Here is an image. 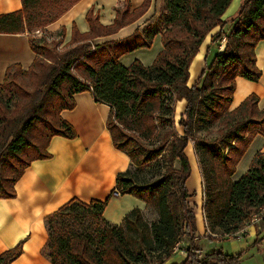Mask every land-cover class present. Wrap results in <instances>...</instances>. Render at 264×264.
Instances as JSON below:
<instances>
[{"label":"trees","instance_id":"1","mask_svg":"<svg viewBox=\"0 0 264 264\" xmlns=\"http://www.w3.org/2000/svg\"><path fill=\"white\" fill-rule=\"evenodd\" d=\"M78 1L24 0L18 11L0 15V32L17 34L47 27ZM126 1V7L116 8L112 25L101 22L94 7L90 8L88 32L74 23L72 46L52 58L46 40L30 36L32 49L39 54L34 64L28 69L15 64L8 68L0 85V197H15L16 183L26 168L52 157L49 146L55 135L77 137L73 124L61 113L75 109L78 92H92L97 101L111 105L108 127L114 146L133 161L131 169L118 175L111 193L138 195L148 206L156 202L161 217L149 225L144 210L136 207L117 225L104 217L109 197L90 203L73 197L46 219L52 263L140 264L146 259L144 253L152 249L163 253L166 261L186 235L191 243L182 264H235L245 250L228 254L221 249L203 259L193 254V241L199 235L198 201L188 187L192 167L186 148L190 140L195 141L207 227L228 235L244 228L264 206V154H258L241 179L235 181L232 175L251 142L259 133L264 135V109L257 94L233 110L231 104L236 78L257 81L263 75L256 48L264 40V0H243L238 14L226 19L223 16L232 0H163L162 10H155L159 12L156 20L143 31L137 28L128 38L96 44L94 40L111 37L140 19L153 3L144 0L133 8L131 0ZM217 26L212 43L225 38V49L208 57L200 78L189 85L192 61ZM158 33L163 36V49L154 63L147 65L139 58L131 66L122 63L121 55L150 47ZM77 66L88 78L75 72ZM25 74H36L33 88L20 82L19 76ZM180 99L188 106L177 120ZM218 122L220 136L212 141L198 137L200 128ZM136 230H141L139 242L132 235ZM260 241L258 237L253 243ZM23 249L19 243L4 251L0 264H14Z\"/></svg>","mask_w":264,"mask_h":264},{"label":"crops","instance_id":"2","mask_svg":"<svg viewBox=\"0 0 264 264\" xmlns=\"http://www.w3.org/2000/svg\"><path fill=\"white\" fill-rule=\"evenodd\" d=\"M24 0H0V15L5 12L18 11L23 7ZM115 3L122 5L123 0ZM144 0H131L132 7H140ZM153 0L152 6H156ZM243 0H232L227 8L223 19L236 16ZM106 3V4H105ZM110 5V6H111ZM100 11L101 22L113 24L116 11H111L106 0H79L69 11H66L57 21L50 23L51 28L60 32L62 27L66 28V38L72 40V31L78 23L81 31L88 32L90 24L86 19L88 10L92 7ZM111 13L107 14L105 7ZM152 6L149 8L151 11ZM149 11L147 13H149ZM156 17L151 19L150 14H144L129 26L122 27L111 39L128 38L136 28L141 31L148 25L153 24ZM215 27L209 36L204 39L199 53L193 59L190 67L189 85L196 83L200 73L206 66L207 58L213 57L216 50H220V43H212V36L219 30ZM162 34L158 33L154 38L157 43L156 52H148V47L136 48L131 55L123 54L120 57L122 63L131 66V63L139 58L144 64L154 63L158 53L163 49ZM99 38L98 40L108 39ZM28 31L17 34L0 32V85L4 84L8 68L12 65H22L24 69L30 68L39 55L32 49ZM102 42V41H100ZM224 46L226 43H222ZM151 45V46H153ZM150 46V47H151ZM256 48L257 64L262 69V76L257 81L247 77L236 78V89L234 92L231 109L238 108L249 95L259 96V107L264 109V40L262 39ZM223 50V49H222ZM92 92H78L75 96V109H64L61 115L73 124L76 130V138H68L55 135L50 143L49 151L52 157L49 159H38L25 170L21 180L16 183L17 193L15 197L6 199L0 197V254L11 250L19 243L22 244L23 252L15 260L14 264H53L48 255L47 244L49 241L46 219L73 197L90 203L94 199L106 200L108 205L104 211L107 220L120 225L126 218V214L140 207L144 211L148 208V202L138 195L130 193L118 194L116 189L118 175L132 168L133 161L128 153L114 146L113 134L108 127V119L111 114V105L100 103ZM176 118L188 106L185 99L176 102ZM180 131L183 132L182 127ZM252 144L245 152L244 158L238 162L236 173L232 175L233 180L241 179L250 169L258 154H264V135L258 134ZM186 153L189 157L195 184L188 180L190 191H195L193 199L199 201L202 208L203 220L205 222V237L208 236L205 214L203 211L204 186L203 173L200 167V159L196 153L195 141L190 140ZM191 176V175H190ZM199 182V184L197 183ZM198 194V195H197ZM199 204L196 214L199 215ZM200 216V215H199ZM198 216V218H199ZM197 220V219H196ZM250 230L245 237H240L243 242L242 249H246L248 243L257 241L258 237L264 235V226H257L251 222ZM199 230V229H198ZM262 232V234H261ZM261 234V235H260ZM198 240L203 236L198 235ZM248 242V243H247ZM258 244V246L262 245ZM237 253V252H236Z\"/></svg>","mask_w":264,"mask_h":264},{"label":"rangeland","instance_id":"3","mask_svg":"<svg viewBox=\"0 0 264 264\" xmlns=\"http://www.w3.org/2000/svg\"><path fill=\"white\" fill-rule=\"evenodd\" d=\"M109 3V6L111 4H114L113 1L118 2L117 0H106ZM106 4V3H105ZM66 5L70 6V4H68V2H66ZM127 5V1L123 0L122 1V5L119 6V4L115 3V7L113 8V5L110 6V10L111 11H115L117 7H126ZM105 7L104 11H107V14L111 13L110 10H108L107 8L109 7ZM162 6H163V0H159L156 2V6H152V10L149 11V13L146 12V14H150L152 17L151 19H153V17H157V15L159 14V12L157 11L155 14V10L156 8L160 11L162 10ZM92 7V6H91ZM94 11H96V9L94 8ZM95 13L99 14L100 16V11H96ZM62 16V15H61ZM78 25V23H76ZM52 26L47 25V27H37L35 28L32 32H29L30 36H34L36 38H44L46 40V45L49 47V49L52 50V52L50 53L51 55H48L50 58H52V55H54V53H61L63 51H65L68 47H71L72 44L70 43V39L66 38V28L62 27L61 31L58 32L54 29L51 28ZM40 29L41 33H38L37 30ZM80 29V28H79ZM137 29V28H136ZM141 31V28H138ZM73 32V31H72ZM104 38H108L104 37ZM109 39V38H108ZM63 40L60 44H57L59 41ZM106 39H102V40H94L95 43H102L100 41H104ZM156 46L157 43H154L153 46L148 47L147 50H150L148 52H156ZM95 52L99 53V50L96 49L94 50ZM132 52V51H131ZM131 52L128 53L129 55H131ZM49 54V53H48ZM92 63H95L92 61ZM75 72L81 73L85 78H88L87 73H84V71H82L81 67L77 66L75 69ZM20 78V82H25V84H27V86H29L30 88H33L34 84H35V78H36V74H28V75H21L19 76ZM222 127V124L220 122L216 123L215 126L213 127H202L199 129V133H198V137L200 139H207V140H214L216 139V137L220 136L221 130L220 128ZM180 129V127H179ZM162 172L160 174H163V169L161 170ZM142 175V174H141ZM145 175H142L141 177H143ZM191 184H195L196 181L194 180V176L193 173L191 174ZM199 184V182H197ZM205 187V186H204ZM198 195V194H197ZM205 197H204V202H205ZM204 202H203V211H204ZM197 204H199V201L197 202ZM198 207V205H197ZM200 215V216H199ZM199 215H197V226L199 228V232L200 234L203 236L201 242L200 240H198V238H196L193 242V246L195 247V249L192 251L193 254L195 256H197L199 259H203L204 257L207 256L208 253H211L212 251H218L223 249L225 252H227L228 254H234L236 252H240V251H244V255L241 256L240 260L236 261L235 264H264V235L261 236V241L260 243H263L262 245L258 246V245H254V243H248V246L246 249H242L241 248V244L243 242H245L244 240H242L241 238L245 235H247L249 233L250 230V225L252 222V219L247 221V223H245L244 228H241L239 231L235 232L234 234L228 235V234H223L222 232L220 233H216L214 230L208 228V236H204L205 235V222L203 220V214H202V208H201V204H199ZM206 215V214H205ZM144 218L146 223H148L149 225H151L153 222L159 220V218L161 217V215L159 214V209L158 206L156 204V202H151L150 205L148 206L147 210L144 211ZM199 216V218H198ZM256 221L253 223L255 224L256 229L258 230V228H260L261 226H264V206L260 207V213L254 216ZM206 220V218H205ZM82 225V224H81ZM206 225L207 221H206ZM80 226V224H79ZM79 226H77L79 228ZM210 229V230H209ZM242 230L244 232H242ZM219 231V230H216ZM262 234V232H261ZM260 234V235H261ZM132 235L136 238V240L138 239V242L141 241L142 239V234H141V230H136L134 232H132ZM239 235H241L240 237H238ZM199 237V236H198ZM227 237V238H226ZM180 245H179V250L176 251V248L173 251V255L171 258L166 259V261H164V254L159 252L158 250H151V251H147L145 252V257L146 259H143V261H141L140 264H161L162 262H164V264H182L188 256V249L187 247L189 246V244L191 243V240L185 235L183 236V238L179 240ZM178 241V244H179ZM177 246V244H176ZM186 251V253L184 252ZM196 264V263H193Z\"/></svg>","mask_w":264,"mask_h":264},{"label":"built area","instance_id":"4","mask_svg":"<svg viewBox=\"0 0 264 264\" xmlns=\"http://www.w3.org/2000/svg\"><path fill=\"white\" fill-rule=\"evenodd\" d=\"M37 32H38V33H41V32H40V29H38ZM222 43H226V39H225V38L222 39V41H221V45H220L222 49H225V46H224ZM116 193L120 194L119 191H117ZM255 221H256V219H255V217H253V218H252V222L254 223ZM242 232H244V231L242 230ZM240 236H241V235H239L238 237H240ZM180 243H182V242L179 241V244H177V246H176V251L179 250V248H180V247H179ZM184 252L186 253V251H184Z\"/></svg>","mask_w":264,"mask_h":264}]
</instances>
